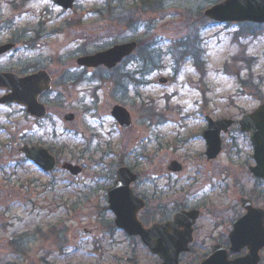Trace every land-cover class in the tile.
<instances>
[{
	"label": "rangeland",
	"instance_id": "obj_1",
	"mask_svg": "<svg viewBox=\"0 0 264 264\" xmlns=\"http://www.w3.org/2000/svg\"><path fill=\"white\" fill-rule=\"evenodd\" d=\"M150 1L78 0L64 10L53 0H0V44L16 45L1 55L0 71L45 69L54 80L40 98L44 119L0 104V264H160L139 237L115 227L107 207L124 165L140 173L133 189L147 199L139 214L147 226L179 204L202 209L181 264H199L214 243L226 242L243 213L239 198L264 208V182L249 170L250 136L238 125L264 101V25L202 18L222 0H160L162 9ZM130 40L140 51L114 70L76 63ZM115 105L130 110L131 127L120 128ZM207 115L235 120L211 161L202 137ZM26 144L49 148L59 167L45 173L20 151ZM173 160L183 172L168 170ZM65 162L82 165L81 175L71 176Z\"/></svg>",
	"mask_w": 264,
	"mask_h": 264
},
{
	"label": "water",
	"instance_id": "obj_2",
	"mask_svg": "<svg viewBox=\"0 0 264 264\" xmlns=\"http://www.w3.org/2000/svg\"><path fill=\"white\" fill-rule=\"evenodd\" d=\"M75 0H54L57 5L65 9H71ZM205 14L218 21H253L264 22V0H225L223 3L214 5ZM13 44L0 45V55L11 50ZM138 44L135 41L118 44L106 51L97 52L93 55L80 57V65L97 67L100 64L108 68L115 66L124 57L129 56L136 50ZM51 77L47 71H40L31 75L20 77L12 72L0 73V88H7L10 92L0 98V103H18L27 106V111L34 116H46V108L38 102L39 96L51 88ZM166 78H161L160 83L166 82ZM113 115L123 127H129L132 123L128 109L116 105L113 107ZM75 115L68 114L66 119L73 120ZM208 128L203 132V137L207 141V158L215 159L220 154L222 148L221 131L227 132L232 120L214 121L208 117ZM243 132H249L252 145L254 146L253 157L256 165L251 167L252 173L258 178H264V102L260 108L245 115L240 120ZM26 157L32 159L45 171L55 168V157L41 146H28L22 148ZM63 167L77 176L82 167L65 163ZM169 169L178 172L182 169L178 162H173ZM118 178L114 186L109 189V206L116 217V225L124 229L129 235L142 237L145 244L151 250L163 258L162 264H179V254L189 250V243L193 240V223L200 213L196 210L180 211L174 220L165 223H154L146 228L140 222L137 213L143 208L144 201L133 195L131 183L137 178L127 168H121L117 172ZM243 208L246 209L244 216L235 221L234 229L231 232L232 251H240L248 246L249 252L246 257L229 260L226 249L217 245L213 254L203 260L201 264H257L260 260V249L264 247V210L253 206L251 200L241 199ZM184 227L183 229H181ZM84 234V233H83Z\"/></svg>",
	"mask_w": 264,
	"mask_h": 264
},
{
	"label": "trees",
	"instance_id": "obj_3",
	"mask_svg": "<svg viewBox=\"0 0 264 264\" xmlns=\"http://www.w3.org/2000/svg\"><path fill=\"white\" fill-rule=\"evenodd\" d=\"M160 1V0H159ZM149 2H151L150 0H149ZM149 2H142L141 4H140V7L142 8V6H144V5H146V4H149ZM159 3V5H158V7H159V9L161 8H163V6H164V4L160 1V2H158ZM157 3V4H158ZM139 4H137V6H138ZM136 6V5H135ZM145 10H144V12H146V9L147 8H144ZM107 10H109L110 11V13H109V16H115L116 14L114 13V10L113 9H107ZM147 12H149V11H147ZM119 15V17L118 18H125V21H129L130 20V15H127V14H118ZM202 15V18L204 17V15L203 14H201ZM137 20V19H136ZM184 42V45L185 46H188V47H190L189 46V44L187 43V42H185V41H183ZM139 44H140V41H139ZM141 45V44H140ZM140 48H141V46H140ZM139 51H140V49H139Z\"/></svg>",
	"mask_w": 264,
	"mask_h": 264
},
{
	"label": "flooded vegetation",
	"instance_id": "obj_4",
	"mask_svg": "<svg viewBox=\"0 0 264 264\" xmlns=\"http://www.w3.org/2000/svg\"><path fill=\"white\" fill-rule=\"evenodd\" d=\"M103 50H106V49H103ZM101 68H104V67H101ZM85 69H87V68H85ZM89 69V68H88ZM106 71V70H105ZM107 72H108V70H107ZM43 97V96H42ZM38 145V144H37ZM43 146V145H42ZM45 147V146H44ZM45 148H47V147H45ZM47 149H49V148H47ZM49 151H50V149H49ZM51 152V151H50ZM56 159H57V157H56ZM57 165H58V159H57ZM58 168V167H57ZM117 171V170H116ZM116 171H115V178H116ZM134 172H136L138 175L140 174V173H138L137 171H134ZM115 178H114V180H115ZM140 178V175H139V177H138V179ZM145 199V201H146V204H147V199L146 198H144ZM167 214H168V212L166 211V212H164L162 215H164L161 219H164V220H169V218L171 217V215H169V216H167ZM195 239H196V235H195ZM216 243H218V242H216ZM213 248V247H212Z\"/></svg>",
	"mask_w": 264,
	"mask_h": 264
}]
</instances>
